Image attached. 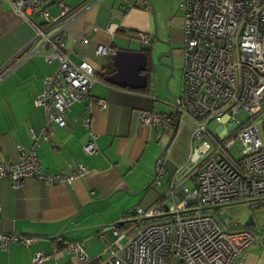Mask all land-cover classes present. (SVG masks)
Wrapping results in <instances>:
<instances>
[{"label":"built area","instance_id":"obj_1","mask_svg":"<svg viewBox=\"0 0 264 264\" xmlns=\"http://www.w3.org/2000/svg\"><path fill=\"white\" fill-rule=\"evenodd\" d=\"M14 14L32 29L33 50L45 61L55 59L56 67L42 79L33 104L41 106L44 123L37 133L29 128L36 144L47 140L52 124H64L69 106L90 98L96 72L86 60L74 63L63 49L60 33L75 15H68L64 0H50L57 6L51 16L47 0H6ZM145 0H121L128 9ZM183 8L182 57L179 95L170 104L172 114L143 110L141 124L169 125L187 120L189 150L182 164L173 166L169 188L163 199L147 209L134 207L117 221L98 228L107 240L96 255L97 264H237L250 246L264 241V228L255 230L234 217H220L215 208L227 202H243L252 208L264 202V0H179ZM40 18L46 26H41ZM50 28V30H49ZM113 29L112 26L108 27ZM141 45L151 37L137 32ZM45 47H47L45 49ZM96 53L112 50L99 45ZM102 108L105 101L95 99ZM90 102H87V108ZM215 121L217 127L208 128ZM83 125L89 124L84 117ZM239 144V155L232 147ZM19 158L0 156V176L13 186L25 177L45 184L69 181L87 167L76 163L68 174L43 170L33 148L16 146ZM84 153L96 151L92 140L82 144ZM167 150L155 158L154 184L165 177ZM193 181L188 189L178 185ZM178 196V200H175ZM33 237L0 231V250L11 243L28 246ZM60 241V236L53 237ZM82 241H71L65 249L73 251L82 264H88ZM37 250L31 264L47 259ZM264 264V262L262 263Z\"/></svg>","mask_w":264,"mask_h":264},{"label":"crops","instance_id":"obj_2","mask_svg":"<svg viewBox=\"0 0 264 264\" xmlns=\"http://www.w3.org/2000/svg\"><path fill=\"white\" fill-rule=\"evenodd\" d=\"M64 2L69 7L68 15L75 16L60 33L63 49L74 63L88 61L97 81L90 86L89 100L73 102L65 113L64 124H52L48 139L38 137L35 144L29 128L37 133L44 123V112L33 104V99L43 77L56 67L57 61L47 62L39 50H33L32 29L13 13L6 0H0V156L16 161V146L20 144L24 149H34L45 171L68 174L76 163L87 167L82 175L50 185L25 177L13 186L7 176H0V231L33 237L26 247L11 243L0 250V264H31V256L37 250L49 254L37 264H82L73 251L65 249L71 241H82L84 254L92 258L88 264H97L95 257L107 240L98 228L117 221L134 205L144 209L157 202L166 205L168 199L163 196L169 188L173 166L184 163L189 150L188 125L177 122L166 146L165 177L159 184L152 182L155 158L163 150L175 122L145 125L139 122L138 115L143 110L173 113L170 101L174 98L170 94L179 95V83L177 93L167 82L165 89L162 87L161 75L167 67L156 65V56L165 63L167 56L161 52H166L167 46L152 41V35L155 30L171 46L183 44V8L179 0H150L154 15L147 0L128 9L122 8L121 0ZM45 5L51 16L57 13L55 3L47 0ZM37 20L46 26L40 18ZM139 31L149 33L151 39L146 45L140 44ZM99 45L112 51L144 48L148 58L145 87H118L102 80L114 68L111 54L96 53ZM178 78L180 82V74ZM98 98L105 101L104 107L95 104ZM84 117H89L87 126L82 123ZM87 140L93 141L94 153L83 152L82 144ZM63 226L67 231L59 235L60 241H54ZM263 262L264 241L245 250L237 264Z\"/></svg>","mask_w":264,"mask_h":264},{"label":"water","instance_id":"obj_3","mask_svg":"<svg viewBox=\"0 0 264 264\" xmlns=\"http://www.w3.org/2000/svg\"><path fill=\"white\" fill-rule=\"evenodd\" d=\"M147 2L149 4L151 13L154 15V9L150 0H147ZM154 36L158 41L169 45L167 41L160 39L157 36L155 30H154ZM161 55L167 56V61L165 63L162 62V64H164L168 68V74L165 78V85H166L167 79L170 77L172 73V54L170 47H168L166 52H161ZM110 58H111V65L114 68V71L104 74L102 76V80L118 87H130L134 89H142L145 87L146 75L144 71L147 69L148 58L143 50H129V49L117 48L112 51ZM170 95L171 97L174 98L173 94ZM176 124L177 123L175 122V125L173 126L171 133L164 144V148L169 144L172 135L175 131ZM70 220L71 219H69L65 223V225ZM242 224L249 227L254 225V219L252 215L251 214L248 215ZM64 226L56 233V235H61L67 231L64 230ZM87 227H79V228L82 229ZM79 228H75V229H79ZM25 233H29V232H25Z\"/></svg>","mask_w":264,"mask_h":264},{"label":"rangeland","instance_id":"obj_4","mask_svg":"<svg viewBox=\"0 0 264 264\" xmlns=\"http://www.w3.org/2000/svg\"><path fill=\"white\" fill-rule=\"evenodd\" d=\"M157 36L160 38L159 34ZM160 39H162V38H160ZM163 40H165L169 43L168 40H166V39H163ZM152 41H157V39L155 38L154 35H152ZM163 44H165V43H163ZM165 46H167V49H168V47H170L171 54H172V73H171V76L169 77V79L167 81V86L169 88L173 89V91H175L177 93V91H178L177 88H178V83H179L178 77L180 74V68H182V63H183L182 42H179L178 44H174L173 46H171V44L169 43V45L165 44ZM156 60H157V63L159 62L156 65H158L159 67H162L163 64L161 62H163V61H158V56H156ZM167 74H168V70L166 68V72L164 74L162 73V75H161V79H162L161 85L164 89H165V78H166ZM185 121H186V123L181 122L180 124L187 126L188 121L187 120H185ZM216 127H217V123L215 121H209L208 122V128L210 130H213ZM232 151L234 153V156L238 157V155H239V144H238L237 140L235 141V144L232 147ZM182 185L187 187L188 189H191V187L193 186V181L191 179H186L182 183ZM154 187L161 188V186H158V185H154ZM175 199L178 200L177 196L175 197ZM164 204H166V201ZM136 206H138V205H134V207H136ZM142 209H144V208H142ZM215 210H216V213H218V215L220 217H225V216L230 217L231 216V217H234L235 219H237L240 223H243V221L246 219V217L251 214L253 219L255 220V224L252 225L251 227L253 229H258L259 227L264 228V202L262 204H260L258 207L252 208L243 202L233 201V202H227L225 204H222L219 207H216ZM251 247H253V245L250 246L249 248H251Z\"/></svg>","mask_w":264,"mask_h":264},{"label":"trees","instance_id":"obj_5","mask_svg":"<svg viewBox=\"0 0 264 264\" xmlns=\"http://www.w3.org/2000/svg\"><path fill=\"white\" fill-rule=\"evenodd\" d=\"M142 50L144 51L145 49L144 48H142ZM145 52V51H144ZM147 70V69H146ZM173 123V122H172Z\"/></svg>","mask_w":264,"mask_h":264}]
</instances>
